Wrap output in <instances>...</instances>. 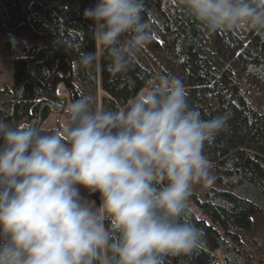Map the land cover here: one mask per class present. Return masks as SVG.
Listing matches in <instances>:
<instances>
[{"label": "clouds", "instance_id": "1", "mask_svg": "<svg viewBox=\"0 0 264 264\" xmlns=\"http://www.w3.org/2000/svg\"><path fill=\"white\" fill-rule=\"evenodd\" d=\"M208 33L264 34V0H180ZM144 0H96L83 16L109 70L128 71L155 37ZM97 52H81L93 67ZM252 71L264 77V67ZM184 83L160 74L126 107L99 110L81 95L59 132L0 120V264H165L204 233L183 221L195 185L215 176L204 152L228 113L203 119ZM89 197L99 193L100 204Z\"/></svg>", "mask_w": 264, "mask_h": 264}, {"label": "trees", "instance_id": "2", "mask_svg": "<svg viewBox=\"0 0 264 264\" xmlns=\"http://www.w3.org/2000/svg\"><path fill=\"white\" fill-rule=\"evenodd\" d=\"M144 2L154 40L137 51L128 71L114 74L92 38L93 21L83 16L96 0H0V30L20 37L24 52L14 61L13 84L0 88V120L37 126L41 120L38 127L59 132L68 105L81 95H91L96 109L115 111L148 80L178 77L203 119L224 113L230 119L204 148L218 185L201 196L192 191L182 218L203 231V244L191 254L166 257L165 264H220L218 251L224 264H264V234L255 233L256 218L264 216V77L252 71L264 67V34L208 33L180 0ZM8 20L11 29L21 25L10 31ZM94 51L99 61L79 66L80 53Z\"/></svg>", "mask_w": 264, "mask_h": 264}, {"label": "rangeland", "instance_id": "3", "mask_svg": "<svg viewBox=\"0 0 264 264\" xmlns=\"http://www.w3.org/2000/svg\"><path fill=\"white\" fill-rule=\"evenodd\" d=\"M20 40V37L8 36L2 30H0V88L5 85H12L14 82V61L17 57H20L24 54ZM66 115L67 114L63 115L61 118L63 125L66 120ZM53 124L54 126H56L55 123ZM212 173L214 176L216 175V172L214 170H212ZM216 185H218L216 179L211 185H195L193 188V192L201 196L206 188ZM81 194L85 197L95 200L97 205L100 204L99 193H93L89 197L87 191L81 189ZM192 204L194 205V203ZM194 208L196 212L201 215V212L196 205H194ZM255 233L259 235L264 234V216L256 218ZM217 255L219 263L224 264L221 253L219 251L217 252Z\"/></svg>", "mask_w": 264, "mask_h": 264}, {"label": "water", "instance_id": "4", "mask_svg": "<svg viewBox=\"0 0 264 264\" xmlns=\"http://www.w3.org/2000/svg\"><path fill=\"white\" fill-rule=\"evenodd\" d=\"M8 23H9V20L6 22V24H5V26H6V28L7 29H9L10 31H14V30H16V29H18L19 28V26L21 25H18L16 28H14V29H11V28H9L8 27ZM54 84H53V89H54ZM63 98H64V100H65V103H64V105H63V110L65 109V107H66V105H67V97L65 96V95H63ZM63 110H61V111H63ZM41 124V120H39V124H38V126Z\"/></svg>", "mask_w": 264, "mask_h": 264}]
</instances>
